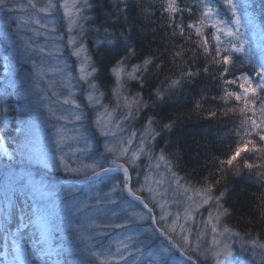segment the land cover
Here are the masks:
<instances>
[{"label": "snow or ice", "instance_id": "obj_1", "mask_svg": "<svg viewBox=\"0 0 264 264\" xmlns=\"http://www.w3.org/2000/svg\"><path fill=\"white\" fill-rule=\"evenodd\" d=\"M229 10L231 11L233 20L232 26H228V21L217 20L211 27L217 30L214 36L215 45L209 46L207 37L203 36L202 27L205 19L208 18L211 10L205 13V18L200 19L197 24L189 25L194 28L197 36L201 37L203 43L199 45L203 53L210 59L215 60L219 64V77L224 78V83L231 86L239 83L238 87L242 89V93L238 91H225L221 96L222 102L234 100L239 105L240 113L245 115V119L241 121L240 132L245 136L252 137L237 146L231 155L224 161L222 165L229 167L234 166L242 153L245 152H264V103L259 105V122L254 118L257 105L255 103L258 95L264 94V55L256 59V68L254 74L257 77L256 83H253L251 77L242 75L239 78L227 79L230 73L229 65L233 64V55L235 53L245 52V46L250 41L247 37L248 33L255 34L256 22L254 17L249 13L247 0L238 4L236 0H226ZM127 5L125 4V8ZM161 7L168 13V19L175 23L176 16L185 10L192 11V8H182L178 0H166V5ZM92 8L90 0H49L47 6L38 7L34 0H27L25 6L21 0H0V12L5 14L3 31L5 33L3 39L7 43L12 41L13 37H19L24 40V58L33 64L35 75L32 77L34 81L33 90H25L18 88L16 90L17 106L21 113H30L37 106L41 109L45 107L44 101L48 99L43 95L44 89L40 86V81L44 79L43 70L33 61V53H45L46 49L40 47L33 49L29 39H24L21 35L22 31H32L27 26L29 24L39 25L40 28L47 29L46 24H42L40 19L31 17L24 20L23 16L30 11L35 14H46L52 16L59 13L61 18H67L69 27L67 31L72 33L78 28L83 32L80 21L90 22V18L85 15L86 11ZM16 14H20L19 17ZM19 18L20 23L17 24ZM13 25L16 26L15 30ZM103 27V35L96 41V47L99 51H105L109 48H119L121 42L126 39L124 32L119 35L109 32L107 27ZM180 34L183 35L184 26L179 25ZM241 29H245L241 32ZM56 28H52L51 32H56ZM127 31H131L128 29ZM39 36L40 32L36 31ZM221 35L230 38V47L222 49ZM50 39L63 40L61 36H51ZM231 38H235L236 42L231 43ZM67 44L71 46L68 56L76 57L81 62L78 66V75L75 67H69L67 61L63 67L58 69L59 73L67 78L71 86V80L77 79L80 83L82 94L87 104L85 107H103L102 99L105 97L104 91H99L94 80L99 79L97 73L100 71L93 63L92 57L84 55L85 44L83 39H77L72 35L67 39ZM5 48L6 45H0ZM56 52L63 53L59 48ZM128 55L119 56L113 63L114 67L110 69L115 74V87L108 90L109 95L115 94L119 97L125 87V64L129 56H135L134 50L125 49ZM215 52V56L212 53ZM52 55V52H48ZM181 52L177 51L175 57H180ZM249 58L251 53L249 51ZM8 60V57H5ZM153 63L151 58H145L141 64L131 66V71L127 72L128 80L140 79L136 73L146 71L148 66ZM7 67V64L5 65ZM203 71L207 72L205 68ZM196 73L186 72L187 77H192ZM181 85L180 79L171 81V86ZM142 86V85H141ZM97 93L94 95L93 93ZM55 95V93H53ZM158 98L163 101L165 97L158 93ZM140 94L137 93L133 97L132 104H126L129 109L136 106V111H140L141 107H147L142 104L139 99ZM127 102L128 98H124ZM264 99V96H262ZM63 105L70 106L66 110L67 114H57L52 108H47V115L41 121L45 127L41 130L31 120L21 119L13 124L10 116L15 109L8 101V90L5 89L3 96H0V264H136L138 255H144V249L138 246L137 237L140 235L139 221H147L151 227V231L158 232L164 241L156 248L153 255L148 256V264H175L172 258V249L179 250L180 253H187L188 246L191 241L188 237L182 236L184 243H176L173 236L169 234V230L165 227H158L153 224L156 217L153 209L157 206L154 198L149 202H145L144 186L141 185L139 173H136L134 167L136 160L144 155L146 149H150L153 145L149 141L161 135L153 125L156 123L154 118L149 117L146 120L147 128L144 129L143 137L139 138L138 146L130 153V146L137 139L136 133L132 132L126 139H121L117 131H114L111 123H105L100 115L96 116L95 126L96 133L99 137H103V148L106 153L112 157H103V162H95L93 164H85L78 167H72L68 163L63 150L65 147L66 123L75 121L81 123L88 119L81 104L75 98L63 99ZM235 112L236 108H231ZM43 115V112H42ZM126 118H133L135 111H128ZM211 117H215L217 113L211 111ZM64 122V123H61ZM115 128L123 132L120 124H116ZM174 123H165L161 125V129L171 133ZM13 133V143L8 144V133ZM87 145V137H84ZM259 141V143H257ZM115 145V146H113ZM91 148V145H87ZM87 149L81 150L85 151ZM130 153V155H129ZM149 158L152 154L148 153ZM92 157L89 156V159ZM160 160H165L164 152L159 155ZM167 162V161H166ZM248 169L257 167L252 163L243 162ZM130 165H133L130 170ZM159 166V165H157ZM60 171L64 174L65 180L79 179L81 183H86L92 193L73 192L65 189L63 185L59 188L52 184L48 173ZM120 173L119 177L115 175ZM133 173H136L134 179ZM175 176V173H173ZM146 179V177H145ZM177 185L180 180H177ZM215 183L208 184L201 191L204 194L203 205L220 209L225 214L227 209H223L220 204V197L213 195ZM148 193L153 189L148 188ZM61 192L64 195H61ZM223 194L221 193V196ZM127 203L129 206L140 207L145 214L128 215L127 209L123 205ZM151 203V207L149 206ZM163 205L159 219L164 220L166 213L163 211ZM107 218L106 221H100L101 218ZM138 217V218H137ZM219 217L217 216V219ZM209 219H212L209 213ZM112 228L123 230L128 243L123 244V250L117 249L115 254L110 251L104 252L103 241L101 236H108L109 233L102 229ZM61 230L67 233V239L61 237ZM175 231L173 227L171 229ZM213 232L217 231L215 224L212 226ZM225 232L231 231L225 229ZM239 236V233H235ZM143 243V241H139ZM253 248L259 247L264 250V243L257 245L256 241L251 242ZM212 248L208 250L211 254L214 264H247L242 253L247 251V242L242 241L238 248L235 242H227L213 239ZM199 249V244H197ZM207 255L208 253H204ZM101 256L105 258L101 260ZM187 261L192 262V256H186ZM261 261L264 262V253L261 254Z\"/></svg>", "mask_w": 264, "mask_h": 264}, {"label": "trees", "instance_id": "obj_2", "mask_svg": "<svg viewBox=\"0 0 264 264\" xmlns=\"http://www.w3.org/2000/svg\"><path fill=\"white\" fill-rule=\"evenodd\" d=\"M236 2L240 4L244 0ZM247 2L250 5L249 13L257 25L256 31L255 34L248 33L246 38L250 43L245 46V52L233 55L227 79L247 75L256 83L255 61L264 55V0ZM90 3L92 8L85 13L90 22L82 21V39L93 64L100 69L97 73L99 79L96 81L100 90L105 92L106 99L116 101L121 107L118 114L123 116L122 114L130 111L126 104H132V98L139 93V99L147 107L136 111V106L133 105V122L137 128L134 130H144L148 127L147 118H154L156 123L153 127L161 135L154 139L153 150L163 151L173 172L193 188H206L208 184L219 181L215 183L213 195L219 196L223 209H227L226 214L222 211L221 225L239 233L246 242L264 243V152L242 153L232 167L221 164L239 144L252 138L239 130L245 115L240 113L238 103L234 100L221 101L225 91L242 93L238 84L243 81L231 86L225 84L224 78L219 77L221 66L203 53L199 47L203 43L202 38L197 36L194 28L188 27L198 25V21L204 19L205 13L210 9L202 33L207 37L209 46L215 45L217 30L211 25L217 20H223L229 22L228 26H232L233 17L226 0H178L182 8H192V11L185 10L178 14L175 23L168 19V13L161 7V4L166 5V0H90ZM180 24L184 26L183 35L180 34ZM102 26L116 35L125 33L127 38L119 48L98 50L96 41L103 35ZM128 29L131 31H127ZM244 31L245 29H241V32ZM3 37L0 33V38ZM235 42V38H231V43ZM221 44L222 49L229 48L230 38L221 35ZM126 48L134 50L135 56H129L124 66L125 73L131 71L132 65L141 64L145 58H151L153 63L146 71L136 73L140 79L125 78V87L119 97L115 94L109 97L108 90L115 87V74L110 69L115 66L113 62L119 56L128 55ZM177 51L182 55L174 58ZM212 56H215V52ZM205 68L208 69L207 72L203 71ZM187 71L196 74L187 77ZM175 79H180L181 85L171 86V81ZM15 84L9 79V84L0 85V96L7 89L9 104L14 109V100H17ZM158 93L165 97L163 101L159 100ZM262 96L264 94L258 95L255 101L257 108L254 118L258 122L259 105L264 103ZM125 97L128 98L127 102ZM231 108L237 110L233 112ZM211 111H215L217 115L211 117ZM170 122L174 123L171 133L161 129L162 124ZM12 123L15 124V120ZM11 136L13 137V133L9 131L8 144H12ZM244 161L257 167L248 169L244 166ZM106 231L109 235L100 237L103 241L101 251L115 254L117 249L123 250V244L128 243L124 231L112 228H107ZM139 232L137 242L144 249V255L137 256L136 264H144L147 263L145 258L164 239L150 237L140 229ZM61 237L67 239V233L63 230ZM176 240V243L181 244L180 240ZM172 253L187 261V254H182L175 248ZM187 262L194 264L193 261Z\"/></svg>", "mask_w": 264, "mask_h": 264}, {"label": "rangeland", "instance_id": "obj_3", "mask_svg": "<svg viewBox=\"0 0 264 264\" xmlns=\"http://www.w3.org/2000/svg\"><path fill=\"white\" fill-rule=\"evenodd\" d=\"M21 2L27 6V0H21ZM34 2L37 3L38 7H44L47 6L49 0H34ZM52 2H54V0H52ZM69 3H71V0H69ZM16 15L19 17L20 14ZM33 16L40 19L42 24H46L48 26L47 29L40 28L39 25L29 24L27 27L32 29V31H22L21 35L24 36V39H29L30 37L29 42L32 44L33 49H38L40 47L46 49L45 53H39L38 51L34 52L33 61L44 72V79L40 81V86L45 90L43 95H46L48 99L44 101L45 107L43 109L37 106L32 112L24 114L21 113V110L17 106V100H14L16 111L14 115L10 116V120H15L17 123L21 119H28L42 130L45 125L41 121H43L47 115V108H52L57 114H67L66 110L69 109L70 106L63 105V99L75 98L81 104L88 119L83 121L82 124L75 121L66 123L65 136L67 139L65 140L63 154L70 166L78 167L85 164L103 162L102 158L105 156H108L109 159L112 158L103 148L104 138L99 137L98 134L94 135V133H96L95 120L97 115H100L105 123L110 122L113 130L117 131L121 139H126L132 132L136 133L137 139L134 140L133 144L130 146L131 153L132 150L137 148L139 138L143 137L147 139L143 129L134 130L137 129L134 127V117L126 118L125 114H122L123 116L119 115L118 112H120L121 107L116 101L111 99L107 100L106 94L102 99L103 107H85L87 101L82 94L80 83L77 79L73 78L70 86L67 78L63 77L58 71L60 67H63L64 62L67 61L69 67H75L76 69L74 76L78 75V66L81 60L76 57L69 58L68 53L71 51V46L67 44V39L69 36L75 35L79 40L82 38L83 33L78 28L72 33H69L67 31L69 27L68 20L66 17L62 19L59 13L48 16L43 13L35 14L30 11L23 16V19L29 20ZM4 21L5 14L0 12V33L3 35H5L3 31ZM19 23L20 20L18 18L17 24ZM80 24L83 27L82 21H80ZM54 27L57 31L51 32V29ZM15 28L16 26L13 25L14 30ZM36 31L40 32L39 36L36 35ZM49 35H58L64 37V39L53 40L49 38ZM0 45H6V50L5 48H0V85L9 83V79H12L13 83H16V90L18 88H23L25 90L35 91L34 81L32 80V77L35 75V69L33 68V64L24 58V40L19 37H13L12 41L6 44V42L0 38ZM56 48L61 50L63 53L62 56L60 53L56 52ZM85 48L86 50L82 53V57L84 55H89L86 44ZM49 51L52 52L50 56L48 55ZM5 57H8L7 61ZM6 64L7 67L5 66ZM125 78H127L126 73H124V79ZM93 82L97 84L99 91H101L98 82L96 80ZM53 93H55V95H53ZM93 94L96 95L97 93L94 92ZM130 110L133 111V108ZM116 124L122 126L123 132L115 128ZM84 137L88 138L87 145H91L90 149L87 148ZM11 142L13 143L12 136ZM149 143L152 144L153 141H149ZM84 149L87 150L81 151ZM149 152L152 154L151 158H149ZM160 152V150H153V147L146 149L144 155H142L139 160H136L134 165L136 173L140 174L139 179L141 185L144 186L145 189L143 193L145 202H149L154 198L157 204L153 209L156 217L153 224L158 227L167 228L169 234L173 235V239L180 240L182 245L184 241L181 237H188L191 243L188 246L186 254L187 256L193 257L194 264H214V260L208 252L213 246L212 240L214 238L227 242H235L237 248L244 239L240 235L236 236V232L231 229L229 232L224 231L227 228L221 225L223 212L220 209L203 205L204 194L201 188H193L176 174L174 176L169 160L166 157L165 160L159 159ZM89 156L92 158L89 159ZM131 167H133V165H130V170ZM136 173H133L134 179L136 178ZM115 175L119 177L120 173L118 172ZM48 176L52 184L58 188L63 185L65 189L70 188L73 192L86 193L89 195L92 193V189L86 183H81L79 179H69L66 181L64 174L60 171L48 173ZM177 180H180L179 185H177ZM148 188L153 189V191L148 193ZM61 195H64V193L61 192ZM160 205L164 206L163 211L166 213L164 220L159 219L162 211ZM149 206L151 207V203H149ZM123 207L127 209L128 215L145 214L144 210L140 207L129 206L127 203H125ZM209 213L212 215L211 220L209 219ZM217 216L219 217L218 219ZM106 220L107 218L102 217L101 220L97 222L100 223ZM139 223L141 225L139 228L141 232L146 233L150 237L154 236L157 238L159 236L158 232L151 231L152 225L147 221H139ZM213 224H215L217 229L215 232L212 230ZM173 227L175 231L171 230ZM106 229L107 228L102 230L106 231ZM162 239L164 238L162 237ZM197 244H199V249H197ZM258 244L259 243H257V245ZM0 247H2V245H0ZM247 249V251L242 253L247 264H264V262L261 261V254L264 253V250L260 249L258 246L253 248L251 242H247ZM154 253L155 251L151 255ZM204 253L208 254L205 255ZM104 258L103 256L101 260ZM172 258L175 264H188L182 257H177L173 253ZM145 262L147 263L144 264H148L147 257L145 258Z\"/></svg>", "mask_w": 264, "mask_h": 264}]
</instances>
